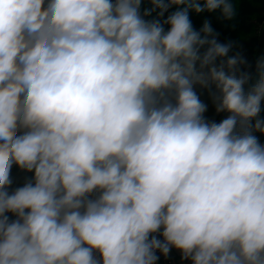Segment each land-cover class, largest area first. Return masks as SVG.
I'll use <instances>...</instances> for the list:
<instances>
[{"label":"clouds","instance_id":"obj_1","mask_svg":"<svg viewBox=\"0 0 264 264\" xmlns=\"http://www.w3.org/2000/svg\"><path fill=\"white\" fill-rule=\"evenodd\" d=\"M143 2L0 0V264H264V57Z\"/></svg>","mask_w":264,"mask_h":264},{"label":"trees","instance_id":"obj_2","mask_svg":"<svg viewBox=\"0 0 264 264\" xmlns=\"http://www.w3.org/2000/svg\"><path fill=\"white\" fill-rule=\"evenodd\" d=\"M202 2L203 0H201V3ZM230 2L235 9V15L230 20L224 19L219 9L214 12L204 11L201 13L190 10L189 17L195 30L198 31L202 27L204 21L207 20L210 22L214 31L219 33V42H233L234 46L229 52V56L239 52L247 60L248 65L251 66L249 68L242 67V70L249 71L252 77L249 83L245 85V90L247 91L258 78L255 72L256 61L264 57V0H230ZM150 7L151 4L148 0H144L141 5V12ZM180 8H183V6L173 5L165 13L164 17L160 18L161 21ZM155 17L156 13H153L152 16L146 17V19H153ZM168 27V25H165V30H167ZM226 115L228 114H217L214 107L213 115L208 120L219 122L225 118ZM259 118L264 119V101L261 102V113ZM254 122L255 121H253V123ZM253 134L257 136L261 144H264V134L260 132H253Z\"/></svg>","mask_w":264,"mask_h":264},{"label":"crops","instance_id":"obj_3","mask_svg":"<svg viewBox=\"0 0 264 264\" xmlns=\"http://www.w3.org/2000/svg\"><path fill=\"white\" fill-rule=\"evenodd\" d=\"M213 112H214L213 108L210 111V109H208V107H207V111L205 112L204 115L207 119H209L213 115ZM31 176H32L31 173L22 172L14 165L12 168V171H11V179H12L13 183H12L11 188L9 190L11 191V190L15 189L16 187L22 186L23 183L25 182V180L28 178H31ZM9 215L11 217V214H9ZM11 218L14 219V217H11ZM180 256H181V253L178 250H176L175 248H173L167 258L178 259ZM161 258L165 259L166 257L161 254Z\"/></svg>","mask_w":264,"mask_h":264},{"label":"built area","instance_id":"obj_4","mask_svg":"<svg viewBox=\"0 0 264 264\" xmlns=\"http://www.w3.org/2000/svg\"><path fill=\"white\" fill-rule=\"evenodd\" d=\"M162 239V237H160ZM157 255L159 256L158 261L156 264H192L191 260H182L181 256L178 259H172V258H161V253L159 251L157 252Z\"/></svg>","mask_w":264,"mask_h":264},{"label":"rangeland","instance_id":"obj_5","mask_svg":"<svg viewBox=\"0 0 264 264\" xmlns=\"http://www.w3.org/2000/svg\"><path fill=\"white\" fill-rule=\"evenodd\" d=\"M196 91H197V94L200 96L201 101L204 102L208 106V109H210L211 111V109L213 108L214 110V105L209 95V91L205 89H201L198 86L196 88Z\"/></svg>","mask_w":264,"mask_h":264}]
</instances>
